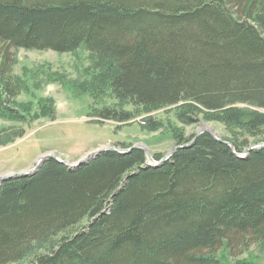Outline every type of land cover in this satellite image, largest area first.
<instances>
[{"label": "trees", "instance_id": "obj_1", "mask_svg": "<svg viewBox=\"0 0 264 264\" xmlns=\"http://www.w3.org/2000/svg\"><path fill=\"white\" fill-rule=\"evenodd\" d=\"M0 43L83 46L108 58L111 102L101 117L125 121L170 106L192 123L219 111L254 142L264 138V110L235 104L264 108V0H0ZM0 65L5 112L16 90L9 64ZM143 117L149 128L162 123L156 113ZM220 138L229 143L208 131L177 135L176 144L192 142L157 165L132 145L74 166L49 155L32 173L2 179L0 264L84 217L27 264H220L222 245L232 252L253 242L264 253V145L239 155L248 140Z\"/></svg>", "mask_w": 264, "mask_h": 264}, {"label": "rangeland", "instance_id": "obj_2", "mask_svg": "<svg viewBox=\"0 0 264 264\" xmlns=\"http://www.w3.org/2000/svg\"><path fill=\"white\" fill-rule=\"evenodd\" d=\"M3 59L9 64L8 73L16 93L8 103L12 110L0 112V175L30 168L40 155L47 153L66 159L69 164L104 146L122 148L140 144L149 155H162L177 143V135L185 137L203 128H211L220 137L246 139L251 144L264 141L262 138L254 142L255 137L240 126L225 122L219 111L204 110L196 114L198 120L192 123L181 120L177 109H169L170 106L138 113L125 121L99 116L97 111L111 102L107 82L109 59L98 60L83 46L58 52L9 48L0 43V64ZM235 104L264 110L250 103ZM150 113H156L157 119L162 120L156 128L147 127L144 121L143 116ZM86 222L84 217L55 236L38 241L22 258L8 264L30 263L33 253L47 251L60 236L72 235ZM216 254L220 264L230 263L239 256L264 259L256 242L245 248L235 247L232 252L222 245Z\"/></svg>", "mask_w": 264, "mask_h": 264}, {"label": "water", "instance_id": "obj_3", "mask_svg": "<svg viewBox=\"0 0 264 264\" xmlns=\"http://www.w3.org/2000/svg\"><path fill=\"white\" fill-rule=\"evenodd\" d=\"M202 131H208L210 132L212 135H214L218 140H222L224 142H227L229 143L228 141L226 140H223L221 139L218 135H216L213 130L211 128H203V129H200L198 130L196 133H195V136H197L200 132ZM190 142H192V140H190L189 142L187 143H182V144H175L171 150L168 152V153H165L162 155V157L160 159H154L151 155H149L147 149L145 146L143 145H137V144H134L132 145L133 147H141L144 149L145 151V154H146V159H145V165H157L159 163H161L163 160H165L168 156H170L172 154V152L177 148V147H182V146H187L190 144ZM260 145H264V141H261V142H258L256 144H251L249 146H247L246 148H244V151L242 153H238L239 155H243L244 153H246L249 149L251 148H254V147H257V146H260ZM105 149H116V150H119V151H127L129 148H121V147H107V146H104V147H99L97 149H94L92 151H89L87 153H85L83 156H81V158L74 164H69L68 163V160L64 159V158H61L59 157L58 155L54 154V153H47L45 155H40L36 161L34 162L33 166L30 167V168H27V169H24V170H19V171H12V172H7V173H4L2 175H0V181L2 179H5V178H8V177H12V176H15V175H25V174H30L32 173L49 155H52L54 156L55 158H57L59 161H62L66 164H69L71 166H74L78 163H81V162H84L94 156H96L97 154H99L102 150H105Z\"/></svg>", "mask_w": 264, "mask_h": 264}, {"label": "bare ground", "instance_id": "obj_4", "mask_svg": "<svg viewBox=\"0 0 264 264\" xmlns=\"http://www.w3.org/2000/svg\"><path fill=\"white\" fill-rule=\"evenodd\" d=\"M71 166V165H70Z\"/></svg>", "mask_w": 264, "mask_h": 264}]
</instances>
